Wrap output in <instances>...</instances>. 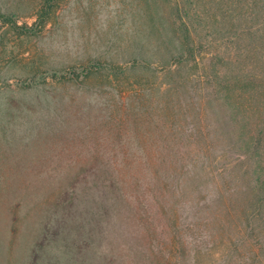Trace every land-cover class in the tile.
<instances>
[{"label":"rangeland","instance_id":"374dc122","mask_svg":"<svg viewBox=\"0 0 264 264\" xmlns=\"http://www.w3.org/2000/svg\"><path fill=\"white\" fill-rule=\"evenodd\" d=\"M44 1L0 0V264H250L256 244L231 252L235 232L196 259L217 229L196 217L178 225L182 251L169 229L127 242L104 233L101 187L107 169L140 176L147 157L182 152L167 148L166 110L180 104L186 134L196 104L186 109L189 86L170 90L173 74L196 79L207 65L250 81L247 98L264 89L263 52L243 34L264 30L261 1L55 0L39 27ZM179 40L205 64L180 59ZM231 91L241 105V85Z\"/></svg>","mask_w":264,"mask_h":264},{"label":"trees","instance_id":"16d2710c","mask_svg":"<svg viewBox=\"0 0 264 264\" xmlns=\"http://www.w3.org/2000/svg\"><path fill=\"white\" fill-rule=\"evenodd\" d=\"M54 1H44L34 25L44 26ZM260 1L263 9L264 0ZM251 29L245 28L243 34L256 43L250 47L263 52L264 59V30L253 38ZM184 31L189 32L186 27ZM180 49L183 52L180 59L192 60L195 65L204 63L205 57L196 58L194 46L180 41ZM211 68L205 65L196 79L176 78L170 73L174 78L170 89L174 90V95L186 93L184 89L189 86L186 109L196 104V117L186 134L178 128V118L185 114L179 102V106L171 104L166 110L168 138H171L166 142L167 148H180L181 153L147 157V168L140 176L113 168L102 172L104 187H101L103 200L99 218L102 231L115 232L127 242L136 236H153L169 229L176 239L174 247L182 251L184 243L178 225L182 219L196 217V220H206L204 227L215 229L217 226L215 233L206 234L208 240L196 246V259L206 248L211 250L221 242H228L235 232L238 238L233 239L231 252L238 251V244L244 246L243 240L251 239L256 245L254 250L247 247L250 264H264V89H252L253 101L246 97L250 81L236 75L221 76ZM261 83L264 86V78ZM232 85H241V105L232 98ZM247 102L257 103L256 108L251 110L253 107L246 106ZM249 111L253 112L250 120L246 113ZM176 133L180 136L175 137ZM192 143L196 150L183 153L182 148H189ZM222 222L228 224L220 225ZM223 254L224 260L229 257L227 252Z\"/></svg>","mask_w":264,"mask_h":264}]
</instances>
